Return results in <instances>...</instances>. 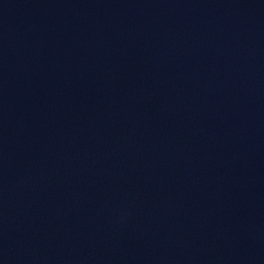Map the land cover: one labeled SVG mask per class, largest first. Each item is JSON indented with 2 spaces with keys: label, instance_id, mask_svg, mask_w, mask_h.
I'll return each mask as SVG.
<instances>
[{
  "label": "water",
  "instance_id": "water-1",
  "mask_svg": "<svg viewBox=\"0 0 264 264\" xmlns=\"http://www.w3.org/2000/svg\"><path fill=\"white\" fill-rule=\"evenodd\" d=\"M0 264H264V0H0Z\"/></svg>",
  "mask_w": 264,
  "mask_h": 264
}]
</instances>
